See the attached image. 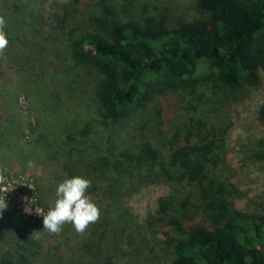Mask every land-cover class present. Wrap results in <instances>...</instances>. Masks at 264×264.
Wrapping results in <instances>:
<instances>
[{
	"label": "trees",
	"instance_id": "16d2710c",
	"mask_svg": "<svg viewBox=\"0 0 264 264\" xmlns=\"http://www.w3.org/2000/svg\"><path fill=\"white\" fill-rule=\"evenodd\" d=\"M193 6L187 16L167 0H68L47 16L45 0H0V67L17 54L35 72L37 137L32 156L19 158L63 163L91 193L104 184L107 201L86 245L99 264H137L150 244L171 250L170 264H264V208L237 207L239 188L220 176L231 123L205 115L202 103L260 86L264 0ZM7 104L12 126L1 133L0 160L21 124L16 103ZM258 117L264 125V102ZM255 147L263 156L264 136ZM169 183L140 223L127 198ZM8 243L0 264H56L37 257V239L16 233Z\"/></svg>",
	"mask_w": 264,
	"mask_h": 264
},
{
	"label": "rangeland",
	"instance_id": "374dc122",
	"mask_svg": "<svg viewBox=\"0 0 264 264\" xmlns=\"http://www.w3.org/2000/svg\"><path fill=\"white\" fill-rule=\"evenodd\" d=\"M67 1L45 0L47 16L55 7ZM167 1L176 14L195 15L193 0ZM19 57L17 54L7 56L0 67V136L4 130L12 126L8 125L13 114L12 107L7 104L9 99L16 103L12 106L21 116V124L15 120L16 134L11 136V144L6 146L7 149L2 152L0 160V207L6 204V207L0 210V253L8 249L9 239L19 233L40 241L37 257L48 253L50 261L56 264H99L96 250L93 247L88 249L86 246L91 223L80 234L73 230L70 223L62 225L59 233L53 234L42 230V216L46 215L57 198L56 186L68 176L62 172L63 163L50 166L40 164L35 159L31 161L30 157L19 158L21 151L32 156L31 149L34 148V139L37 137L35 129L38 127L39 119L36 106L32 102L35 72L30 60ZM44 60L49 68L50 60ZM18 63L22 66L18 67ZM35 65V69H38L39 65ZM6 88L12 91L8 97L5 95ZM220 97L222 98L219 99ZM215 100L217 101L213 102L212 99L203 98L205 115L222 117L227 123H231L225 146L227 166L220 170V176L239 188L238 193L241 197L235 202L237 207L252 211L261 210L264 208V153L263 156L258 155L260 149L255 145L256 140L264 136V125L258 117V110L264 102V73L261 72L260 86L248 87L237 99L229 92H222ZM11 149L16 150V158ZM29 162L31 167L28 166ZM170 184L140 187L127 198L140 223L155 207L156 200L172 188ZM103 188L104 184H101L96 192L85 193L100 209L99 214L102 213L100 205L107 201ZM25 208L29 211L25 212ZM150 247H153V244L147 245L139 254L137 264L171 263L173 256L171 250L164 246H156L152 251ZM58 248L59 251H55ZM37 263L43 264L42 258Z\"/></svg>",
	"mask_w": 264,
	"mask_h": 264
},
{
	"label": "clouds",
	"instance_id": "9594fccd",
	"mask_svg": "<svg viewBox=\"0 0 264 264\" xmlns=\"http://www.w3.org/2000/svg\"><path fill=\"white\" fill-rule=\"evenodd\" d=\"M7 45V39L0 33V51ZM31 167V162L28 164ZM90 187V181L81 176L66 178L58 183L55 189L56 200L49 208L46 215H43V229L49 233H59L62 225L70 223L73 230L80 234L85 231L90 223L99 218V209L95 203L86 195ZM0 207V210H3ZM29 209L25 208V212Z\"/></svg>",
	"mask_w": 264,
	"mask_h": 264
}]
</instances>
